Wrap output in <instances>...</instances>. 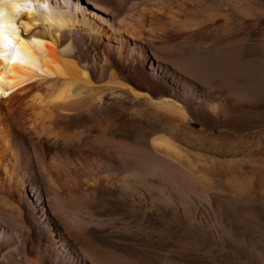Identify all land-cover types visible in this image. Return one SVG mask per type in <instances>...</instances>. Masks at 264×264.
Segmentation results:
<instances>
[{
  "label": "rangeland",
  "instance_id": "obj_1",
  "mask_svg": "<svg viewBox=\"0 0 264 264\" xmlns=\"http://www.w3.org/2000/svg\"><path fill=\"white\" fill-rule=\"evenodd\" d=\"M147 2L136 20L144 41L124 33L131 39L124 65L136 64L138 73L164 87L166 61L191 57L208 76L184 70L187 77L208 90L209 99H223L224 108L188 103L181 118L144 100L134 102L127 90L105 87L103 98L91 101L95 90L81 87L83 106L70 112L87 116L92 146L115 159L111 170L92 169L94 182H117L127 174L120 148L147 156L150 140L159 135L174 148L152 152L158 169L127 186L77 189L65 200L53 195L58 224L132 264H264V0ZM82 6L88 14L95 11ZM151 50L164 61L153 60ZM4 111L10 127L20 121L18 112ZM79 118L64 122L79 126ZM26 168L25 183L0 185V264H27L11 254L32 232L37 214L50 217L45 205V213L27 206L33 196ZM70 174L73 180L65 181H74ZM30 255L28 264H49L37 252Z\"/></svg>",
  "mask_w": 264,
  "mask_h": 264
},
{
  "label": "bare ground",
  "instance_id": "obj_2",
  "mask_svg": "<svg viewBox=\"0 0 264 264\" xmlns=\"http://www.w3.org/2000/svg\"><path fill=\"white\" fill-rule=\"evenodd\" d=\"M145 1L161 5L170 2L0 0V185H10L16 180L25 183L26 167L30 165L31 181L26 187L33 198L28 197L27 206L42 213L49 209L50 214L49 220L35 215L32 232L11 254L22 262L28 264L30 254L37 252L49 264H132L115 253L89 246L75 232L61 228L51 198L54 195L65 200L77 189L95 190L120 183L127 186L130 179L142 180L158 169V158L152 152L174 148L163 135L150 140L147 150L152 152L147 156L120 148L128 176L118 178V183L109 179L94 182L92 178V181L90 176L95 171L92 169L102 166L111 170L115 159L110 152L92 146L84 128L87 116L70 112L83 106L79 99L83 94L81 87L95 90L90 92L91 101L103 98L101 90L105 87L127 90L134 102L144 100L177 112L181 118L187 117L183 105L188 103L212 111L224 108L223 99L216 102L209 99L210 92L187 77L185 71L198 76L203 73L191 57L171 63L165 60L164 73L169 82L164 87L156 85L153 76L138 73L136 64L129 68L124 65L131 49V39L124 33L144 41L140 20H136L143 15ZM84 3L95 11L88 14L82 6ZM150 55L153 60L161 61L157 52L151 50ZM5 107L19 113L20 121L13 127L8 124ZM72 116H80L83 121L81 126L78 123L80 127L64 122ZM141 138L138 143L144 144ZM71 172L75 174L74 181H65L72 177Z\"/></svg>",
  "mask_w": 264,
  "mask_h": 264
}]
</instances>
